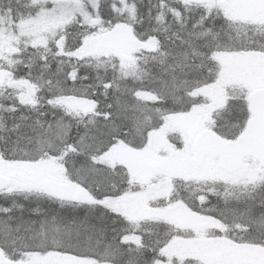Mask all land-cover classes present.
I'll list each match as a JSON object with an SVG mask.
<instances>
[{
  "label": "snow or ice",
  "instance_id": "6c2138e0",
  "mask_svg": "<svg viewBox=\"0 0 264 264\" xmlns=\"http://www.w3.org/2000/svg\"><path fill=\"white\" fill-rule=\"evenodd\" d=\"M0 264H264V0H0Z\"/></svg>",
  "mask_w": 264,
  "mask_h": 264
}]
</instances>
